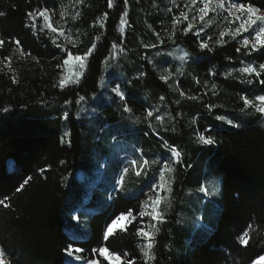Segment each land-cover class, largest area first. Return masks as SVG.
<instances>
[{
  "label": "trees",
  "instance_id": "obj_1",
  "mask_svg": "<svg viewBox=\"0 0 264 264\" xmlns=\"http://www.w3.org/2000/svg\"><path fill=\"white\" fill-rule=\"evenodd\" d=\"M235 1L264 11V0ZM69 2L0 0V12L5 13L0 17L4 41L0 57H11L12 62V71L0 70V199L7 197L10 205H0V246L6 259L11 264H66V249L72 246L84 250L74 253L83 264L92 259L108 264L92 251L106 246L121 254L122 261L127 252L126 259L145 264L142 239L136 234L142 228L138 213L168 154L164 141L179 150L181 158L171 175L170 206L163 205L166 211L155 236L154 259L147 264H253L264 255L263 117L241 99L251 96L252 85L225 73L246 62H264V49L246 53L232 36L223 37L222 43L213 37L207 49L200 48L204 38L183 24H174L167 0H128L127 5L116 0L113 8L107 7V0H83L77 4V19L71 21L74 44L64 43L49 29L33 27L27 16L47 7L56 18L65 14ZM125 11L128 17L122 35L118 27ZM104 13L108 14L105 27H94ZM92 44L96 49L87 58L79 83L56 86L68 54L83 56ZM113 45H117L115 59L106 65ZM18 48L35 64H15ZM185 52L188 56L181 60ZM166 76L170 77L167 81L161 79ZM213 84L218 94L210 103L219 105L209 112L208 101L198 98ZM116 87L125 100L113 92ZM255 93L264 94V85ZM64 104L67 109L62 108ZM125 105L130 113L124 111ZM206 128L214 132L212 145L197 139V132ZM114 138L140 148L141 156L156 158L154 168L149 176L140 177L130 169L123 184L106 199L113 180L102 208L87 217L88 236L75 238L69 232L81 230L74 220V214L81 211L76 196L85 185L97 188L103 181L107 165L98 183L96 178L101 164L109 159ZM207 159L212 172L221 177V208L205 240L190 250L180 228L185 207L179 201L187 204L185 192ZM120 167L118 162L113 166L115 175ZM79 173L86 178L80 180ZM130 209L137 221L130 217L105 242L107 227ZM244 231L250 238L247 247L239 243Z\"/></svg>",
  "mask_w": 264,
  "mask_h": 264
},
{
  "label": "rangeland",
  "instance_id": "obj_2",
  "mask_svg": "<svg viewBox=\"0 0 264 264\" xmlns=\"http://www.w3.org/2000/svg\"><path fill=\"white\" fill-rule=\"evenodd\" d=\"M234 2L238 3L234 0ZM169 11L172 13V16L175 20L182 21V23L177 24H183L185 28L187 29V26L189 24L194 25L193 32L196 34V32H200V35L198 36L200 39L204 38L207 42L214 41L215 38L219 39V33L221 31L228 32L226 36H232L231 32L228 30L231 29L232 31L235 30V28L239 25V21H234L233 23H228V20H232V17H228V20H225V17L228 16L227 12H223L219 9H217L216 12H209L208 16L205 17L204 21H201L199 19V14L197 12V9L199 7H202L203 5L200 3V0H197V4L195 6H192L190 3V0H167ZM245 5V4H244ZM226 6H227V0H226ZM249 6V5H246ZM67 10H64L65 14L63 15V18L61 15L54 18L51 14V20L54 26L62 27L65 31L64 36H59V33H54L55 37L60 38L64 41L66 44H74L76 35L74 32V28L72 27L71 21H73V17H75V20L77 19L76 13H77V4L75 3V0H70V2L66 5ZM210 7H214V5H210ZM189 8H192V11H189ZM73 9V10H72ZM261 12H264L261 10ZM181 13H187L188 19L183 20V17L181 16ZM238 13H233V15H236ZM195 17V19H193ZM35 25L37 27L46 28L43 27L44 21L42 19H37L35 22ZM201 28L203 31H201ZM48 29V28H46ZM50 30V29H49ZM244 36H249V32H241L240 35H238L236 38L238 39L239 43L242 46V39ZM208 37H212L211 40L208 39ZM263 49H261L259 52L261 53ZM24 53V52H23ZM246 53H252L248 49H246ZM116 54V48H113L109 57L106 60V65H108L112 60L115 59ZM72 55V54H71ZM78 55H72V58L70 59L69 63L61 66L60 71V79L64 77H68L70 79H75L77 75H80L83 73L84 69H81L79 67L80 62L75 59V57ZM80 56V55H79ZM15 57L16 60H14V63L17 64L18 62L22 64H35V60L31 57H29L26 53L23 55L21 54V49H17L15 51ZM69 56H67L66 59H68ZM18 61V62H17ZM9 62L5 59L0 57V70L5 72L12 71V67L10 63V67L5 66ZM249 63H252L253 65L258 66L261 63L264 62H246L243 63L241 66L237 67L236 69H239ZM18 66V65H16ZM236 69L229 70L227 73H232L231 76H228L227 73H225L226 77H230L231 79L243 81L248 85H252V94L250 97L247 96L249 99H253L258 95H264V94H256L255 91L258 89L261 85L259 82L261 79H264L262 75L264 73H261V76L259 78L255 77V75L248 76L247 74H241L238 71H235ZM259 70V69H258ZM81 77V76H80ZM251 81L249 83L248 81ZM209 91H212L209 93ZM218 94V88H213L212 85L209 86V88L206 90L205 94L202 95V98L198 99H204L208 101V109L209 112L215 109L219 103L216 102L215 104L210 103L212 97H216ZM242 96V97H244ZM258 103V102H257ZM68 104L62 105L63 109H67ZM251 111L255 113L256 109L255 107L251 108ZM262 114V113H261ZM262 123L264 124V114H262ZM210 128H206L204 131H198L197 132V139L199 140V137L201 135H204L206 138L210 137L214 140V132L213 130H209ZM162 141V140H161ZM163 145L167 149L168 154H166L165 159L162 161V165L160 168L157 169V174L154 176L152 184L155 182V180L159 176V171L164 167V164L167 163L170 167V171L165 170V182H166V189L171 187V175L174 173L175 164L177 162H173V159L171 158V151L170 149L173 148L170 145L166 144L164 141ZM201 144H203L201 142ZM205 145V144H204ZM111 146V152L109 159L106 161H102L103 163L100 166V176L96 178L97 183L101 179V175L104 171V166L107 165V170L103 176V181L100 183V185L95 188V185H85L82 192L76 196L77 199L81 200L80 202V215L74 214V220L78 222L81 225V230L78 232H69L70 235H72L75 238H86L89 234L88 231V222L89 215L102 208V205H104V198L106 196V189L112 184L114 180V187L111 189V194L106 197V199L109 198V196H112V193L115 192L120 184L118 181L120 180L121 175H125L123 172V169L125 167L132 169L131 161L132 160H138L142 161L143 159H147L149 161V164L146 167L147 169V175L149 176L152 172L156 158L154 157H148V156H141L142 150L140 148H137L136 146L132 144H128L126 142H123L121 140H117V138L113 139L110 143ZM176 149V148H175ZM160 156V154H157V158ZM181 155L179 157L180 161ZM196 159H194L195 161ZM116 162L119 163L120 167V173L115 175V170L113 166L116 164ZM13 165L12 160L8 161V166L11 168ZM198 172V169H194L192 173L196 175ZM80 180H84L86 177L82 174H78ZM111 183V184H110ZM110 184V185H109ZM151 184V185H152ZM171 189V188H170ZM201 189H205L206 191H201ZM220 191H221V177L219 175H215L212 172V165L209 159L205 161V163L202 165V169L199 174L196 175V179L193 181V184L187 188V192H185V197L188 199V202L183 200L179 201L180 207L184 206L182 214L180 215L179 219L181 222V231L182 234L185 237V244L187 247L191 250L193 247L199 243L205 240L207 235L210 233L211 229L213 228L217 216L220 212ZM170 192L165 190L161 194L165 197H168ZM153 195V193L150 191V188H148L145 192V200L147 199V196ZM169 199V198H168ZM170 200V199H169ZM162 213L164 215L166 208H163V204L161 206ZM150 209H147L145 207V204L143 203L142 211H147ZM87 220V222H86ZM131 218L128 217L127 219L120 220L118 223L114 226V230L123 227L128 221H130ZM144 222H142V228H145L149 231H154L149 225L155 224L156 228L159 227V224H156L155 221H152L148 217L143 218ZM112 224V222H111ZM157 232H154V236H156ZM155 242V239H154ZM153 242V243H154ZM144 243L142 240L141 245ZM153 250V249H152ZM176 250V249H175ZM181 249H178L177 251H180ZM183 250V249H182ZM153 255V251L151 252ZM77 254H73V257H70L67 255L66 252V264H83L82 260L80 259L75 260L74 256ZM261 257H264L262 255ZM256 259V261L253 264H264V259ZM113 264H117L116 261L112 262Z\"/></svg>",
  "mask_w": 264,
  "mask_h": 264
},
{
  "label": "snow or ice",
  "instance_id": "obj_3",
  "mask_svg": "<svg viewBox=\"0 0 264 264\" xmlns=\"http://www.w3.org/2000/svg\"><path fill=\"white\" fill-rule=\"evenodd\" d=\"M83 0H75L76 4L82 3ZM123 3L125 5L128 4V0H123ZM190 3L192 6H195L197 4V0H190ZM200 3L203 5L202 7H199L197 9V12L199 14V19L201 21L205 20V17L208 16V13L211 12H216L217 9L227 12L228 16L225 17V20H228V17H232V20H228V23H233L234 21H239V25L235 28L234 31L229 29L228 31L231 32L232 38L236 39L238 35L241 34V32H249V36H244L241 43L242 47L244 49H248L250 52H259L261 49H264V12H261L259 8H255L252 6H246L241 3H236L234 0H227V6H226V0H200ZM210 5H214V7H210ZM116 6V0H107V7L108 8H113ZM189 11H192V8H189ZM238 13L236 15H233V13ZM4 12H0V17L4 16ZM63 13H61V17L63 18ZM79 13H76V16H78ZM27 16L31 21H33V27H35V21L39 18L44 21L43 27H46L51 30L52 33H59V36H64L65 31L62 27H57L54 26L51 20V12L47 7H44L42 9H38L35 12H29L27 13ZM181 16L183 17V20L188 19L187 13H181ZM128 13L125 11L121 14L120 20H119V27L118 31L123 35L125 33V25L127 24V18ZM75 19V17H73ZM195 19V17H193ZM108 20V14L104 13L103 16L94 23V27L98 25L99 28H104L105 24ZM177 23H182V21L179 20H174V24ZM194 28V25L189 24L187 26V31H192ZM201 31L203 29L201 28ZM228 32L226 31H221L219 33V37L221 38L220 43L223 42V37L227 35ZM159 33H157V36ZM196 35L199 36L200 32H196ZM96 39L98 40L99 37L97 36ZM209 40L212 39V37H208ZM55 42V41H54ZM15 43L17 45L20 44L19 40H16ZM163 43V41H161ZM4 44V41L0 39V46ZM58 48L61 47L60 44L56 45ZM156 45H152V47H155ZM113 47H117V45H113ZM145 47H148V45H145ZM199 47L202 49H207L209 47L208 42L206 40H201L199 43ZM96 49V44H92L90 49L83 55V56H76L75 59L80 62L79 67L81 69H84L86 67V61L89 56L92 55V53ZM122 50V49H121ZM241 49H237V51H240ZM21 54L23 55V51L21 50ZM69 58L65 59L63 63L67 65L72 58L71 53L68 54ZM188 56V53H184L183 56L180 57L181 60H184ZM5 60L8 61L9 63L6 64L5 66L10 67L11 63V57H5ZM60 65H58L59 67ZM259 69V70H258ZM235 71H238L241 74H247L248 76L255 75V77L259 78L261 76V73H264V63L259 64L258 66L253 65L252 63H249L239 69H236ZM80 75H77L75 79H70L68 77H64L59 80L58 87L64 88L67 87L71 83H79L80 80ZM215 75V73H212ZM143 75V74H142ZM228 76H231L232 73H227ZM170 77H161V79H164L167 81ZM17 82L15 76H13V83ZM199 81H197L198 83ZM251 83V81H248ZM262 85H264V79H261L259 81ZM213 88L216 87L215 84L212 85ZM113 92L121 99L125 100V95L124 93L120 90L119 87H116L113 89ZM181 96L184 95L183 92L180 93ZM192 99H195V97H191ZM161 100H164V97H160ZM243 100L244 106L245 107H255L256 111L258 113L264 114V95H258L253 99H249L247 96L241 97ZM80 100H84V97H80ZM258 102V103H257ZM7 111V109H5ZM125 112H131V108L127 107L125 105L124 107ZM149 117L153 115L151 111L147 113ZM157 119H162V117H157ZM218 119L223 120L224 117L220 116ZM227 123L232 124V121L229 120ZM68 134L66 133V136ZM200 142H202L205 145H212L215 143V141L208 137L206 138L204 135H201L199 137ZM70 142V141H69ZM171 158L173 159V162H179V157H180V152L179 150L175 148H171ZM132 165V170L134 171L135 175L137 177H140L141 175H147V169L145 166L149 164V161L147 159H143L142 161L138 160H132L131 162ZM165 170L170 171V167L167 163L164 164V167L159 171V176L155 180V182L149 186L150 191L153 193V195L147 196V199L145 200L144 204L147 209V211H140L138 213V216L140 218V222H144L143 218L148 217L152 221H155L156 224L162 223L163 222V213H162V204L164 206H170V201L168 197L163 196L161 193L164 192L165 190L171 191L170 188L166 189V182H165ZM123 172L127 174L129 172V168L125 167L123 169ZM30 179V178H29ZM124 182V176L121 175L120 180L118 181L119 184H123ZM25 184L28 183V180H25ZM23 187V185L21 186ZM17 191H20L18 188ZM201 191H206L205 189H201ZM8 198L5 197L4 199H0V205H2L5 208L10 207L8 203H6V200ZM128 217L132 218L133 222L137 221V216L133 215V210L130 209L126 214L121 213L119 216L116 217L115 220L112 221V224H110L107 227V230L104 234V241L107 242L111 236L116 235V231H114V226L118 223L120 220L127 219ZM154 231H149L146 230L145 228H137L136 234L138 237H140L144 243L140 246V252L143 254V257L145 258V264H147L148 261L153 260L154 256L151 254L152 249L154 247V232H158L159 229L156 228L155 224L149 225ZM123 231H127V228H123ZM249 233L248 231H244L239 239V243L247 247L249 244ZM84 250L80 247L73 248L72 246H69L66 249L67 255L70 257H73L74 253H81ZM93 253H98L99 257H102L103 260L108 261V264H112L113 261H116L117 264H135V261L133 259H126L129 256V253L124 252L123 259L122 261V256L121 254H118L114 251H110V249L106 246L100 247L98 249H93ZM75 260H80L81 256L80 255H75L74 256ZM260 259H264V257H261ZM0 264H11L10 261L6 259V252L5 250L0 247ZM87 264H99L98 260L92 259L87 261Z\"/></svg>",
  "mask_w": 264,
  "mask_h": 264
},
{
  "label": "bare ground",
  "instance_id": "obj_4",
  "mask_svg": "<svg viewBox=\"0 0 264 264\" xmlns=\"http://www.w3.org/2000/svg\"><path fill=\"white\" fill-rule=\"evenodd\" d=\"M1 247V246H0Z\"/></svg>",
  "mask_w": 264,
  "mask_h": 264
}]
</instances>
